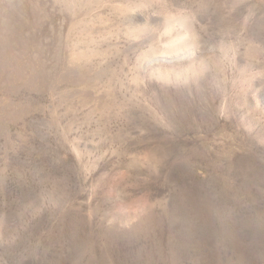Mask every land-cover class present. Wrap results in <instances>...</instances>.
Masks as SVG:
<instances>
[{"label":"rangeland","instance_id":"374dc122","mask_svg":"<svg viewBox=\"0 0 264 264\" xmlns=\"http://www.w3.org/2000/svg\"><path fill=\"white\" fill-rule=\"evenodd\" d=\"M0 264H264V0H0Z\"/></svg>","mask_w":264,"mask_h":264}]
</instances>
